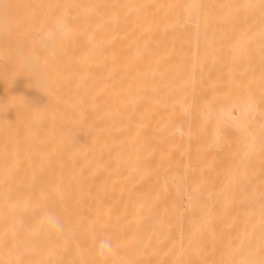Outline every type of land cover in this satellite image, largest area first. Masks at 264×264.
I'll list each match as a JSON object with an SVG mask.
<instances>
[{"label": "bare ground", "instance_id": "bare-ground-1", "mask_svg": "<svg viewBox=\"0 0 264 264\" xmlns=\"http://www.w3.org/2000/svg\"><path fill=\"white\" fill-rule=\"evenodd\" d=\"M0 264H264V0H0Z\"/></svg>", "mask_w": 264, "mask_h": 264}, {"label": "clouds", "instance_id": "clouds-1", "mask_svg": "<svg viewBox=\"0 0 264 264\" xmlns=\"http://www.w3.org/2000/svg\"><path fill=\"white\" fill-rule=\"evenodd\" d=\"M71 29L68 25L60 20L56 23V25L49 29L43 39L44 46L49 50L52 51L55 48V45L62 39L67 38L70 34ZM47 226L49 229L53 231H60V226L56 220V218L49 216L46 220ZM115 251V247L111 239L105 238L99 241L97 244V255L101 258L107 257L111 255Z\"/></svg>", "mask_w": 264, "mask_h": 264}]
</instances>
